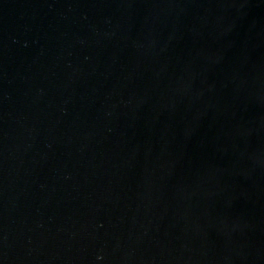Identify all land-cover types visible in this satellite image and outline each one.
I'll list each match as a JSON object with an SVG mask.
<instances>
[{
    "label": "water",
    "instance_id": "obj_1",
    "mask_svg": "<svg viewBox=\"0 0 264 264\" xmlns=\"http://www.w3.org/2000/svg\"><path fill=\"white\" fill-rule=\"evenodd\" d=\"M0 264H264V0H0Z\"/></svg>",
    "mask_w": 264,
    "mask_h": 264
}]
</instances>
